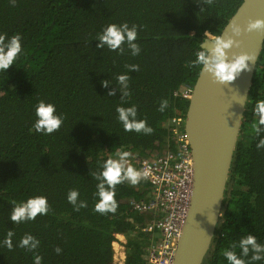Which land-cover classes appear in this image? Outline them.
<instances>
[{
    "label": "trees",
    "instance_id": "obj_1",
    "mask_svg": "<svg viewBox=\"0 0 264 264\" xmlns=\"http://www.w3.org/2000/svg\"><path fill=\"white\" fill-rule=\"evenodd\" d=\"M243 1L17 0L12 6L10 0H0V32L21 33L23 48L16 64L0 72V240L9 229L15 233L14 245L25 233L35 235L43 264H113V243L122 233L125 264H151L149 250L160 242V230L146 226L160 213L131 204L153 196L148 182L117 185V213L101 215L93 211L96 181L91 172L117 148L132 158H158L178 150L189 106L181 92L194 87L200 73L187 63L207 35L222 32ZM123 21L143 26L138 56L128 49L118 54L96 47V34L104 26ZM131 63L139 70L129 73L128 103L136 104L139 117L153 127L150 135L125 132L115 118L121 103L115 76ZM104 79L113 83L103 87ZM111 88L117 91L107 96ZM248 95L222 216L203 264H226L221 250L242 235L252 233L264 243V150L257 151L256 139L247 133L253 105L264 98V46ZM163 98L169 107L159 112ZM40 99L65 115L51 135L29 131ZM71 188L88 202L79 212L66 200ZM34 195L48 198L50 212L14 224L11 201ZM56 246L63 249L59 255ZM0 264H33L32 253L0 247Z\"/></svg>",
    "mask_w": 264,
    "mask_h": 264
},
{
    "label": "clouds",
    "instance_id": "obj_2",
    "mask_svg": "<svg viewBox=\"0 0 264 264\" xmlns=\"http://www.w3.org/2000/svg\"><path fill=\"white\" fill-rule=\"evenodd\" d=\"M212 2L213 0H203V3L208 5H211ZM16 3L17 0H10L12 6H15ZM200 11H203V8ZM141 27L143 26L136 23L130 25L128 21L108 23L96 34L95 39L98 41L96 47L100 49L107 48L109 51L118 54H122L125 49H128L131 56H138L141 53V45L137 43V36ZM254 30L264 31V18L249 19L243 28L239 24L231 23V34L219 33L214 35L210 39L212 45L210 48L204 46L202 42V45L194 53V59L190 60L187 66L196 68L201 73H209L213 80L220 84L231 83L240 75L242 70L249 71L255 65L257 53L248 51L233 52L231 58H229L226 50L239 47L240 40L235 37L240 36L242 32ZM22 54L21 33L17 32L8 36L6 33L0 32V72L6 73L9 66L16 64ZM124 67L126 71L115 76V83L121 93V103L116 106L115 118L122 125L125 132L150 135L154 131L153 127L148 124L146 118L139 117L136 104L128 103L131 96L129 73L133 69L138 71L139 65L131 63L125 64ZM100 83L103 87H108L109 84L113 83V79H104ZM116 91V88L109 89L107 96H113ZM247 102L248 96L242 97V104L245 105ZM168 107L169 100L163 98L159 102L157 111L164 112ZM252 113L253 119L247 127V133L256 139V150H264V98L255 101ZM34 116L35 120L29 131L34 130L35 133L41 135H51L57 132L65 120V115L57 110L54 103L43 99L38 100L34 105ZM130 156L128 150L117 148L112 155L98 161L99 170L91 172L92 178L96 181L95 191L93 192L94 212L101 215L116 214L119 207L115 198L116 186L122 183L136 186L149 179L150 170L147 167H136L130 161ZM80 196V190L77 188H71L67 192L66 200L72 205L73 211L79 212L80 209L88 206L87 200L80 198ZM11 204L12 209L9 219L14 224L33 221L38 215L44 216L51 210L48 198L45 195H34L20 201L12 200ZM121 234L119 233V235ZM159 234L161 238V232ZM14 235V231L9 229L4 238L0 240V247L7 248L9 251L14 247L24 249L26 252L32 253L33 264H43V257L37 251L41 243L40 239L31 233H25L14 245ZM62 251L63 249L59 246L54 248V252L58 255ZM221 255L224 257L226 264H257V262L264 261V243L258 242L254 234L248 233L240 236L238 240L230 242L227 247L221 250Z\"/></svg>",
    "mask_w": 264,
    "mask_h": 264
},
{
    "label": "water",
    "instance_id": "obj_3",
    "mask_svg": "<svg viewBox=\"0 0 264 264\" xmlns=\"http://www.w3.org/2000/svg\"><path fill=\"white\" fill-rule=\"evenodd\" d=\"M257 17L264 18V0H244L220 34H231V23L243 28L249 19ZM211 36L204 38V46H212ZM235 38L240 40V45L226 50L229 58L233 52H256L255 65L249 71L242 70L229 84H220L209 73L200 72L189 99L184 131L192 151L194 185L172 264H203L222 216L229 173L247 105L242 104V97L249 98L264 46V31L242 32Z\"/></svg>",
    "mask_w": 264,
    "mask_h": 264
},
{
    "label": "built area",
    "instance_id": "obj_4",
    "mask_svg": "<svg viewBox=\"0 0 264 264\" xmlns=\"http://www.w3.org/2000/svg\"><path fill=\"white\" fill-rule=\"evenodd\" d=\"M191 92L193 87L187 86L181 95L189 99ZM178 139V150L168 151L161 157L132 158L130 156V161L139 168L147 167L150 170L151 175L147 182L153 193L149 200H134L131 204L140 211L156 210L160 213V217L146 228L159 229L162 238L161 242L149 250L151 264L173 263L188 213L187 209L190 206L194 185V162L185 131L178 135Z\"/></svg>",
    "mask_w": 264,
    "mask_h": 264
},
{
    "label": "crops",
    "instance_id": "obj_5",
    "mask_svg": "<svg viewBox=\"0 0 264 264\" xmlns=\"http://www.w3.org/2000/svg\"><path fill=\"white\" fill-rule=\"evenodd\" d=\"M119 235V234H118ZM119 237V239H120V241L123 243V245L125 244V242H126V239H125V237H124V235L122 236V234L120 235V236H118ZM123 237V238H122ZM122 238V239H121ZM122 248H123V250H122V253H121V255H123L124 257H118V260H116L115 261V263H117V264H122V262L123 263H125V261H126V249H125V247L124 246H122ZM116 258H117V256H116ZM115 258V259H116ZM122 260V261H121ZM118 261H120V262H118Z\"/></svg>",
    "mask_w": 264,
    "mask_h": 264
},
{
    "label": "rangeland",
    "instance_id": "obj_6",
    "mask_svg": "<svg viewBox=\"0 0 264 264\" xmlns=\"http://www.w3.org/2000/svg\"><path fill=\"white\" fill-rule=\"evenodd\" d=\"M214 36V35H213ZM149 184V183H148ZM133 201V200H132ZM118 236L119 235H117V238H118ZM126 239V238H125ZM125 247V246H124ZM117 248V249H116ZM116 248L114 247V250H115V255H114V261H113V264H117V263H115V261L116 260H118V257H121V253H122V250H121V248L118 246V245H116ZM118 248H120V249H118ZM116 256H117V258H116ZM116 258V259H115Z\"/></svg>",
    "mask_w": 264,
    "mask_h": 264
},
{
    "label": "bare ground",
    "instance_id": "obj_7",
    "mask_svg": "<svg viewBox=\"0 0 264 264\" xmlns=\"http://www.w3.org/2000/svg\"><path fill=\"white\" fill-rule=\"evenodd\" d=\"M118 235V234H117ZM124 234H122V236H123ZM120 236V235H119ZM124 237H125V235H124ZM123 238V237H122ZM121 238V239H122ZM126 238V237H125ZM162 239V238H161ZM160 242H161V240H160ZM116 245H118L120 248H121V250H123V248H122V246H124L123 245V243L120 241V239H119V237L117 238V241H115V243H114V247L116 248ZM120 248H118V249H120ZM117 249V248H116ZM122 257H124L123 255H121ZM114 261V260H113ZM122 261V260H121ZM118 262H120V261H118ZM122 264H125V263H123L122 262Z\"/></svg>",
    "mask_w": 264,
    "mask_h": 264
}]
</instances>
